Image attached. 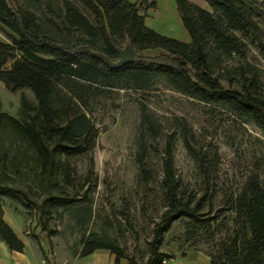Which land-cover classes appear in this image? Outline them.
<instances>
[{
  "label": "trees",
  "instance_id": "16d2710c",
  "mask_svg": "<svg viewBox=\"0 0 264 264\" xmlns=\"http://www.w3.org/2000/svg\"><path fill=\"white\" fill-rule=\"evenodd\" d=\"M20 1L0 0V33L5 37L0 39V82L10 92L29 90L35 102L22 94L17 117L2 111L0 103V197L32 205L42 228L47 227L49 209L72 201L65 188L72 184L69 164L63 157L93 146L96 130L85 108L103 90H150L161 83L264 133V81L247 61L250 48L264 57L262 1L205 0L206 10L175 0L188 42L146 26L147 11L156 6L153 0ZM226 59L236 65L221 68ZM140 124L153 138L158 134L148 119ZM138 145L139 182L147 184V148L143 139ZM33 164L29 177L24 167ZM159 174L163 208L152 222L144 264L171 259L160 246L173 220L186 217L191 233L209 228V218L199 215L201 199L180 194L171 135ZM232 211L230 236L205 252L209 264H264V182L259 175L248 176L232 199ZM0 240L11 250H23V241L3 219L1 203ZM96 249L114 253L115 264L121 257L140 264L116 240L92 231L80 240L79 255Z\"/></svg>",
  "mask_w": 264,
  "mask_h": 264
},
{
  "label": "rangeland",
  "instance_id": "374dc122",
  "mask_svg": "<svg viewBox=\"0 0 264 264\" xmlns=\"http://www.w3.org/2000/svg\"><path fill=\"white\" fill-rule=\"evenodd\" d=\"M153 1L156 6L147 11L146 26L163 35L190 41L175 0ZM188 1L210 10L205 0ZM0 39H5L1 33ZM247 61L257 68L264 81V57L250 48ZM235 65L234 59H226L221 68ZM5 67L9 68L10 62ZM22 94L35 102L29 90L10 92L0 82L1 110L17 117ZM85 112L96 130L94 144L82 153L63 157L69 164L72 184L65 188L72 201L48 210L47 227L39 224L32 205L0 197L3 219L15 226L42 257H56L55 264L79 255L80 240L92 231L116 240L126 253L144 264L152 222L163 208L159 171L167 136L171 135L180 194L192 201L200 198L199 215L209 218V228L193 233L186 217L173 220L163 233L160 246L171 255L191 249L212 251L232 232V199L248 176L256 173L264 182V133L252 123L240 121L222 109L204 106L161 83L150 90H103L89 100ZM143 118L157 129L154 138L142 130ZM140 139L145 141L151 167L147 184L139 182ZM24 171L31 177L35 165L24 167ZM21 186L25 188L22 183ZM80 218L85 220L80 222Z\"/></svg>",
  "mask_w": 264,
  "mask_h": 264
},
{
  "label": "crops",
  "instance_id": "0c3cea01",
  "mask_svg": "<svg viewBox=\"0 0 264 264\" xmlns=\"http://www.w3.org/2000/svg\"><path fill=\"white\" fill-rule=\"evenodd\" d=\"M8 223V222H7ZM17 236L23 241L22 251L11 250L0 240V264H37L41 261L42 253L32 247L31 242L27 241L15 226L8 223ZM44 250V249H43ZM164 251V250H163ZM169 254L168 251H164ZM171 255V254H170ZM168 264H209V256L201 250L175 251L171 255ZM61 262V261H60ZM63 264H115V254L106 249H96L87 255H76L70 261H62ZM117 264H128L125 257L119 258Z\"/></svg>",
  "mask_w": 264,
  "mask_h": 264
},
{
  "label": "built area",
  "instance_id": "2783aa9c",
  "mask_svg": "<svg viewBox=\"0 0 264 264\" xmlns=\"http://www.w3.org/2000/svg\"><path fill=\"white\" fill-rule=\"evenodd\" d=\"M55 256V254H53ZM56 257H53L52 255L50 257H44L41 259V261L37 264H55L56 263ZM171 259L170 258H163L162 263L167 264ZM23 264V263H19Z\"/></svg>",
  "mask_w": 264,
  "mask_h": 264
},
{
  "label": "water",
  "instance_id": "95a60500",
  "mask_svg": "<svg viewBox=\"0 0 264 264\" xmlns=\"http://www.w3.org/2000/svg\"><path fill=\"white\" fill-rule=\"evenodd\" d=\"M124 51H125V53H126L127 57H128L129 59H131V54H130V53H128L127 49H125Z\"/></svg>",
  "mask_w": 264,
  "mask_h": 264
}]
</instances>
